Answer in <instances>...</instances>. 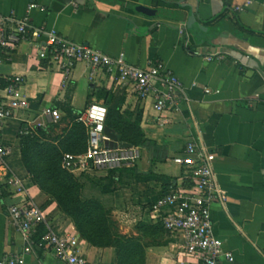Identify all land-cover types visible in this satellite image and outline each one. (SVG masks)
Returning <instances> with one entry per match:
<instances>
[{
  "label": "crops",
  "instance_id": "1",
  "mask_svg": "<svg viewBox=\"0 0 264 264\" xmlns=\"http://www.w3.org/2000/svg\"><path fill=\"white\" fill-rule=\"evenodd\" d=\"M29 4L36 6L28 9ZM0 13L14 19L28 15L35 28L54 29L112 56L123 53L127 62L142 68L159 61L181 80L189 98L178 110L168 109L163 114L168 122L161 124L151 97L137 99L105 72L91 73L79 62L66 73L39 59L37 45L44 43L43 36L21 43L9 55L6 51L0 80L22 76L29 107L17 109L2 132L9 174L22 180L24 191L14 194L0 171V259L23 246L21 234L9 223L8 205L34 203L46 214L36 237L49 227L70 231L86 264H120V250L83 239L57 202L35 185L27 167L29 138H35V149L86 152L91 139L81 117L91 102L103 103L98 93L104 89L120 98L127 128H138L146 142L136 145L140 157L133 166L89 174L114 183L107 195L112 213L123 218L120 234L129 229L132 217L136 229L162 233L163 243L146 247L144 264H188L180 241L164 236L151 211L152 203L183 178L172 158L188 142L208 151L227 196L224 207L214 203L210 210L222 249L232 253L233 264H264V0H0ZM218 50L227 52L223 59H204ZM46 108L55 110L57 118H41ZM24 125L35 128L28 139L18 134ZM23 264L67 263L39 250Z\"/></svg>",
  "mask_w": 264,
  "mask_h": 264
},
{
  "label": "built area",
  "instance_id": "2",
  "mask_svg": "<svg viewBox=\"0 0 264 264\" xmlns=\"http://www.w3.org/2000/svg\"><path fill=\"white\" fill-rule=\"evenodd\" d=\"M35 6L29 4L28 9ZM235 9L242 10L243 7L237 6ZM40 36L44 37V43L37 45L39 59L56 64L66 73L79 62L86 64L91 73L96 70L105 72L137 99L151 97L161 124L168 122V118L163 116L168 109L176 111L180 103L189 100L181 80L161 62L151 63L146 68L136 66L127 62L123 53L112 56L64 38L54 29L35 28L28 15L14 19L0 13V62L6 51L9 55L21 43H32ZM226 54L218 50L205 54L204 59H223ZM22 83L20 75L0 80V171L8 177L5 183L14 194L24 191V185L18 177L9 174L5 162L9 149L1 139L7 119L17 109L29 107L28 98L21 90ZM261 97L264 99V95ZM106 115L107 110L102 102L93 101L85 108L81 119L89 128L90 145L82 154L64 153L60 163L62 168L93 173L134 165L140 157L138 146H105V141L109 140L104 133ZM40 116L51 121L57 118V112L46 108ZM34 130L33 126L24 125L19 128L18 134L29 136ZM172 161L182 168L184 176L174 188L165 191L151 205L155 219L162 225L164 236L180 241V251L188 264H233L232 253L222 249V241L213 232L211 205L217 203L224 207L227 196L218 183L210 154L204 147L188 142ZM7 215L9 223L21 234L23 246L19 252L2 257L0 264H23L27 255L39 250L51 251L57 260L67 264H86L72 232L58 233L49 227L36 237L37 227L46 222L45 212L36 204H9Z\"/></svg>",
  "mask_w": 264,
  "mask_h": 264
},
{
  "label": "trees",
  "instance_id": "3",
  "mask_svg": "<svg viewBox=\"0 0 264 264\" xmlns=\"http://www.w3.org/2000/svg\"><path fill=\"white\" fill-rule=\"evenodd\" d=\"M98 97L103 99V104L105 105L107 110L105 127L111 129V131L117 135L118 141L125 142L133 146L140 145L141 143L146 142V140L141 138L138 128H130L128 132L130 131L132 135L127 136L124 134L125 137L123 136V131H121V129L128 127V118L120 115L121 100L116 94L112 93L111 91L102 89L99 91ZM28 137L29 136H24L23 139H28ZM25 143V145L29 148V150L27 151V158L29 161L27 167H29V169L33 173L34 170L32 166L34 164V159H32V157L29 155V152L32 149H35L36 144L34 142V138H29L28 142ZM38 148L37 149L40 154L39 157H43L48 160V164L52 166L51 176L56 177V175L62 174L63 170H61L59 167V165H61V156L59 154H56L53 157L48 156L51 150L49 151L46 147ZM36 150H32V152H35ZM125 168L111 169L108 171L109 173H113ZM68 177L70 178H68L70 181V185L65 187L64 184L62 188L64 190L62 198H57L55 200L58 207L63 213L68 215L73 220L80 236L83 239L96 246L117 247L120 250V264H125L124 262L127 261L126 254H129V251L131 252V250L126 240H120L119 242H116L112 239V237H114V234L111 233L108 225L109 223H107H111L112 221L110 219L112 213V207L111 205H109L110 202L108 203V207H106L103 201L96 198L88 199L86 201L79 200L78 186L76 183H74L70 175H68ZM72 186H74V190L71 193L70 188H72ZM107 193H111V189L107 192L103 191L101 195ZM72 197L75 200L74 203L72 202Z\"/></svg>",
  "mask_w": 264,
  "mask_h": 264
},
{
  "label": "rangeland",
  "instance_id": "4",
  "mask_svg": "<svg viewBox=\"0 0 264 264\" xmlns=\"http://www.w3.org/2000/svg\"><path fill=\"white\" fill-rule=\"evenodd\" d=\"M130 128H123L121 131H123V136L125 135L129 136L132 135L130 131L128 132ZM127 131V132H126ZM125 134V135H124ZM35 139V138H34ZM36 150V149H32ZM32 150L29 152V155L34 159L33 164V177L35 185L43 192H45L51 200H56L57 198H62L64 190L63 185L65 184V187L70 185L69 177L71 176L74 183L77 184L78 190H79V200L86 201L88 199L96 198L101 201H103L104 205L108 207V203L110 202V197H108V193L101 196V193L103 191L107 192L110 191L112 185L114 183H109L108 180L100 181L96 177L91 176V174H87L86 172L75 169V170H69L64 169L59 165L60 169L63 170L62 174L56 175V177H52V171H51V165L48 164V160L45 158H40V154L38 152V149L35 152H32ZM63 150H51L48 156H54L56 154H59L60 156L63 154ZM69 178V179H68ZM69 183V184H68ZM70 188V192L72 193L74 188ZM103 190V191H102ZM101 196V198H99ZM78 199V197H77ZM65 201V200H64ZM72 202L74 203L75 200L72 197ZM110 205V203H109ZM134 215V214H131ZM112 221L107 222L109 223V228L111 230V233L114 234V237L112 239L116 242H119L120 240H126L130 246L129 254H126V260L125 264H144L143 261V253L145 252L146 247L149 245L155 244V243H163L164 239L162 236V233H160V230L157 232H150L147 231H141L136 229L137 227L133 225V217L129 219V229L125 230V234H120L119 225L121 224L120 221H123V218L117 219L116 215L111 213ZM135 227V230H134ZM136 232V234H134ZM118 235V236H117ZM141 240V242L139 241ZM131 260V261H128Z\"/></svg>",
  "mask_w": 264,
  "mask_h": 264
},
{
  "label": "water",
  "instance_id": "5",
  "mask_svg": "<svg viewBox=\"0 0 264 264\" xmlns=\"http://www.w3.org/2000/svg\"><path fill=\"white\" fill-rule=\"evenodd\" d=\"M104 133L107 135L109 140L105 141V146L109 148H127L130 147V144H127L125 142L118 141V137L116 134H114L111 129L105 127Z\"/></svg>",
  "mask_w": 264,
  "mask_h": 264
}]
</instances>
